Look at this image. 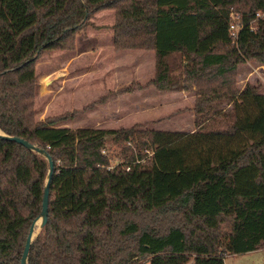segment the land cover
Segmentation results:
<instances>
[{
  "label": "trees",
  "instance_id": "obj_1",
  "mask_svg": "<svg viewBox=\"0 0 264 264\" xmlns=\"http://www.w3.org/2000/svg\"><path fill=\"white\" fill-rule=\"evenodd\" d=\"M106 10L115 51L154 53L149 85L193 93L195 132L34 122L38 57L72 49ZM263 12L264 0H0V131L53 162L27 264H224L264 248V94L234 83L240 65L264 64ZM215 117L229 121L207 130ZM108 141L120 151L113 166ZM48 169L0 137V264H20Z\"/></svg>",
  "mask_w": 264,
  "mask_h": 264
},
{
  "label": "rangeland",
  "instance_id": "obj_2",
  "mask_svg": "<svg viewBox=\"0 0 264 264\" xmlns=\"http://www.w3.org/2000/svg\"><path fill=\"white\" fill-rule=\"evenodd\" d=\"M230 18L231 24L239 25L238 14L232 11ZM114 24V11H100L76 34L72 49L46 51L38 57L34 122L44 124L66 115L56 127L193 132L186 110L191 101L178 97L181 92H160L149 85L155 73L152 51H115ZM234 83L239 92L251 85L264 93V64L249 61L240 65ZM124 89L130 92L122 94ZM229 108L224 107L226 112ZM228 121L215 117L206 129H221ZM105 150L113 166L119 161V148L108 141ZM224 264H264V248L225 255Z\"/></svg>",
  "mask_w": 264,
  "mask_h": 264
},
{
  "label": "water",
  "instance_id": "obj_3",
  "mask_svg": "<svg viewBox=\"0 0 264 264\" xmlns=\"http://www.w3.org/2000/svg\"><path fill=\"white\" fill-rule=\"evenodd\" d=\"M0 137L5 139V140L15 142L17 144L24 146L25 148L29 149L30 151L35 152L38 155L43 156L46 159V161L48 162V168L49 169H48V173H47V178L45 180V187H44V191H43L41 213L29 231V234H28L26 242H25V246L23 248L21 259H20V264H27L30 245L33 242V240L37 237L39 232L42 230V228L47 223L48 188H49V182H50V179H51L52 173H53V162H52L51 158L44 151L38 150L37 148L30 146L26 141H23L21 139L14 138V137H8V136L4 135L1 131H0ZM37 223H39V225Z\"/></svg>",
  "mask_w": 264,
  "mask_h": 264
},
{
  "label": "crops",
  "instance_id": "obj_4",
  "mask_svg": "<svg viewBox=\"0 0 264 264\" xmlns=\"http://www.w3.org/2000/svg\"><path fill=\"white\" fill-rule=\"evenodd\" d=\"M160 94H166V93H160ZM178 94V97H180V98H183L184 97V99H186V100H188V102H190L191 104V107H188L186 110L187 111H190V113L188 114L189 115V118L191 119V122L193 123V128H194V131L193 132H195V124H194V112H193V109H194V106H195V96H193V95H191L190 93H184V92H181V93H177ZM262 94H264V93H262ZM193 96L192 97V100H190V97L189 96ZM157 131H164V132H169V131H167V130H165V129H159V130H157ZM172 132V131H171ZM193 132H191V133H193Z\"/></svg>",
  "mask_w": 264,
  "mask_h": 264
},
{
  "label": "built area",
  "instance_id": "obj_5",
  "mask_svg": "<svg viewBox=\"0 0 264 264\" xmlns=\"http://www.w3.org/2000/svg\"><path fill=\"white\" fill-rule=\"evenodd\" d=\"M256 17L257 18L264 17V12L263 13H258L256 15ZM238 30H239V25H237V24H231L230 25V31L232 33L233 39H237Z\"/></svg>",
  "mask_w": 264,
  "mask_h": 264
},
{
  "label": "bare ground",
  "instance_id": "obj_6",
  "mask_svg": "<svg viewBox=\"0 0 264 264\" xmlns=\"http://www.w3.org/2000/svg\"><path fill=\"white\" fill-rule=\"evenodd\" d=\"M39 225V223H37Z\"/></svg>",
  "mask_w": 264,
  "mask_h": 264
}]
</instances>
